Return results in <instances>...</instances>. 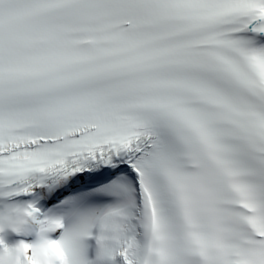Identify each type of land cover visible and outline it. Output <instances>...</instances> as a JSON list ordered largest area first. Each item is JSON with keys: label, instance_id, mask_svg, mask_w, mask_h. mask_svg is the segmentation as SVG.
<instances>
[{"label": "snow or ice", "instance_id": "snow-or-ice-1", "mask_svg": "<svg viewBox=\"0 0 264 264\" xmlns=\"http://www.w3.org/2000/svg\"><path fill=\"white\" fill-rule=\"evenodd\" d=\"M29 206L0 264H264V0H0V231Z\"/></svg>", "mask_w": 264, "mask_h": 264}, {"label": "clouds", "instance_id": "clouds-1", "mask_svg": "<svg viewBox=\"0 0 264 264\" xmlns=\"http://www.w3.org/2000/svg\"><path fill=\"white\" fill-rule=\"evenodd\" d=\"M33 216L31 215V208L21 207L14 215L10 217H5L3 222V228H11L14 233L20 234L22 232L28 231L32 228ZM28 243L26 241H19L15 247L16 249L22 250L23 245ZM42 247V242L40 245ZM40 258V257H38Z\"/></svg>", "mask_w": 264, "mask_h": 264}]
</instances>
